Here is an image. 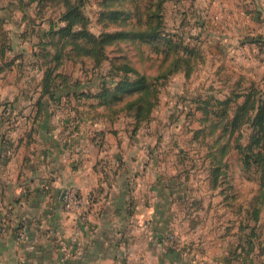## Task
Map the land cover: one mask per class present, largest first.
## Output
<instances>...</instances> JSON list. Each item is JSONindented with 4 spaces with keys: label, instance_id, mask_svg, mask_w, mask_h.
I'll return each instance as SVG.
<instances>
[{
    "label": "rangeland",
    "instance_id": "374dc122",
    "mask_svg": "<svg viewBox=\"0 0 264 264\" xmlns=\"http://www.w3.org/2000/svg\"><path fill=\"white\" fill-rule=\"evenodd\" d=\"M199 5L0 0V138L21 135L19 111L31 123L53 111L66 140L97 125L114 154L140 155L142 220L124 225L121 249L134 264H264V136L256 104L238 108L248 91L264 96V68L216 65Z\"/></svg>",
    "mask_w": 264,
    "mask_h": 264
},
{
    "label": "crops",
    "instance_id": "0c3cea01",
    "mask_svg": "<svg viewBox=\"0 0 264 264\" xmlns=\"http://www.w3.org/2000/svg\"><path fill=\"white\" fill-rule=\"evenodd\" d=\"M195 2L203 19L199 34L215 38L213 62L240 74L254 66L258 75L264 48L253 36L264 41V0H187L188 6ZM39 113L31 123L27 111H19L13 131L21 135L0 138V264H134L121 249L126 251L124 225L142 220L136 186L142 158L114 154L119 146L97 125H91V139L80 129L66 140L58 132L57 112ZM96 132L107 139L98 142ZM72 187L88 199L85 225L63 208L61 194ZM128 207L133 215H125ZM131 233V241L140 242Z\"/></svg>",
    "mask_w": 264,
    "mask_h": 264
},
{
    "label": "trees",
    "instance_id": "16d2710c",
    "mask_svg": "<svg viewBox=\"0 0 264 264\" xmlns=\"http://www.w3.org/2000/svg\"><path fill=\"white\" fill-rule=\"evenodd\" d=\"M76 16H77L76 11H71V14H68L67 19H69L71 22H69V25L66 27L67 29H69L70 26H72L75 22H77V19H75ZM78 33L80 35H82L83 37H85L88 42H93V40H95V37L92 34L86 32V31L81 30ZM142 82H143V79H139L137 82H134V83L133 82H129V83H127L126 86L138 85V84H142ZM47 83H48V81L45 80L44 86ZM244 97H245V99H244L245 103L243 105L241 104L238 108L239 109H244L245 105L247 103H249V102L251 104L253 103L251 108H254V104H256V107L254 108V110L257 111L256 114H255V125L258 126V124L256 122V120H257L258 123H259V126H258L259 131L262 133V136H264V99L262 97H257L256 98L255 97V91H253V92H249L248 91L244 95ZM260 149H262V152H263L262 153L263 157L261 158V162H262L261 165H262L263 171H264V146L262 148H260Z\"/></svg>",
    "mask_w": 264,
    "mask_h": 264
},
{
    "label": "built area",
    "instance_id": "2783aa9c",
    "mask_svg": "<svg viewBox=\"0 0 264 264\" xmlns=\"http://www.w3.org/2000/svg\"><path fill=\"white\" fill-rule=\"evenodd\" d=\"M87 203L88 199L83 197L77 189L72 187L66 190L65 199L63 200V208L73 216V219L77 224H87Z\"/></svg>",
    "mask_w": 264,
    "mask_h": 264
},
{
    "label": "water",
    "instance_id": "95a60500",
    "mask_svg": "<svg viewBox=\"0 0 264 264\" xmlns=\"http://www.w3.org/2000/svg\"><path fill=\"white\" fill-rule=\"evenodd\" d=\"M65 194H66V191L64 190L61 194V199L64 200L65 199Z\"/></svg>",
    "mask_w": 264,
    "mask_h": 264
}]
</instances>
